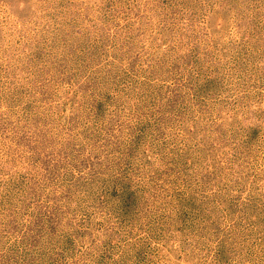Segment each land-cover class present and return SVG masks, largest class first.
I'll return each instance as SVG.
<instances>
[{
    "label": "rangeland",
    "instance_id": "374dc122",
    "mask_svg": "<svg viewBox=\"0 0 264 264\" xmlns=\"http://www.w3.org/2000/svg\"><path fill=\"white\" fill-rule=\"evenodd\" d=\"M0 264H264V0H0Z\"/></svg>",
    "mask_w": 264,
    "mask_h": 264
}]
</instances>
